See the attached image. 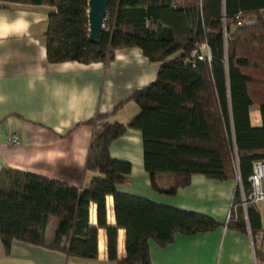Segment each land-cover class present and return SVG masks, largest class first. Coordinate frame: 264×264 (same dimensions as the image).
Returning a JSON list of instances; mask_svg holds the SVG:
<instances>
[{
    "label": "trees",
    "instance_id": "trees-1",
    "mask_svg": "<svg viewBox=\"0 0 264 264\" xmlns=\"http://www.w3.org/2000/svg\"><path fill=\"white\" fill-rule=\"evenodd\" d=\"M3 1L52 7L44 31L48 61H109L116 48L138 46L158 63L155 78L133 89L111 112H96L79 123L91 127L90 149L105 155L111 142L132 128L140 133L144 170L156 191L174 195L190 184L193 174L237 179L229 216L220 223L118 192L116 184L131 168L125 160L109 159L107 169L82 189L2 165L0 243L6 254L18 240L67 256L95 258L97 228L104 227L109 260L150 264L148 239L165 247L176 232L190 235L224 225L249 232L256 261L264 260L255 245L256 234L264 233L257 205L241 204V192L247 198L251 189L252 162L264 159V0H108L105 27L95 41L88 37L87 0H0V7ZM201 41L207 43L210 59L192 66L185 58ZM128 100L139 111L126 123L110 121ZM251 105L258 106L259 127L249 123ZM158 176L172 183L170 191L157 188ZM106 195L113 198L114 227L105 223ZM90 202L96 204L97 226L88 224ZM52 219L55 226L47 239ZM117 228L125 231V255L119 259Z\"/></svg>",
    "mask_w": 264,
    "mask_h": 264
},
{
    "label": "crops",
    "instance_id": "crops-1",
    "mask_svg": "<svg viewBox=\"0 0 264 264\" xmlns=\"http://www.w3.org/2000/svg\"><path fill=\"white\" fill-rule=\"evenodd\" d=\"M51 9L43 3L17 1H3L0 7V167L7 165L82 189L107 169L109 159L125 160L131 168L116 184L118 192L223 223L237 179L216 181L193 174L190 184L174 195L156 191L144 170L140 133L132 128L113 140L105 155L90 149L91 127L79 123L96 112H111L133 89L155 78L158 63L148 60L138 46L116 48L109 61H48L44 31ZM145 19L149 23L150 18ZM138 111V105L128 100L109 119L126 123ZM248 114L251 126H261L257 105H251ZM10 134L16 135L18 144L9 143ZM156 185L162 191L172 189L165 176H158ZM256 205L264 226V200ZM105 208V223L114 227L111 195L105 196ZM88 224L97 226L94 202L88 206ZM54 226L52 219L45 229L47 239ZM124 237V229L117 228L118 259L125 255ZM96 245L95 258H79L13 240L8 254L0 243V264H114L107 257L104 227L97 228ZM147 245L150 264H264V260L256 261L249 232L224 225L190 235L176 232L165 247L152 239ZM255 245L264 256V233L256 234Z\"/></svg>",
    "mask_w": 264,
    "mask_h": 264
},
{
    "label": "built area",
    "instance_id": "built-area-1",
    "mask_svg": "<svg viewBox=\"0 0 264 264\" xmlns=\"http://www.w3.org/2000/svg\"><path fill=\"white\" fill-rule=\"evenodd\" d=\"M239 14L240 12L236 14L237 24H239L241 21ZM102 27H105L104 20L102 23ZM198 59H210L209 47L205 41H201L197 47H194L191 50L190 54L185 58V62H188L192 66H194L195 61ZM8 141L13 145L18 144V139L15 134H10L8 137ZM248 181L251 189L247 198H245L243 193L241 192V204L243 208H245L247 202L258 203L264 200V159H258L252 162V171L248 177ZM234 208L235 206H233V209ZM229 212L227 218L229 216Z\"/></svg>",
    "mask_w": 264,
    "mask_h": 264
},
{
    "label": "water",
    "instance_id": "water-1",
    "mask_svg": "<svg viewBox=\"0 0 264 264\" xmlns=\"http://www.w3.org/2000/svg\"><path fill=\"white\" fill-rule=\"evenodd\" d=\"M108 0H87L88 37L95 41L103 28L102 23Z\"/></svg>",
    "mask_w": 264,
    "mask_h": 264
}]
</instances>
